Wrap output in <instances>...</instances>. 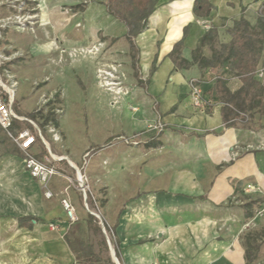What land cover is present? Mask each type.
<instances>
[{"label":"rangeland","instance_id":"rangeland-1","mask_svg":"<svg viewBox=\"0 0 264 264\" xmlns=\"http://www.w3.org/2000/svg\"><path fill=\"white\" fill-rule=\"evenodd\" d=\"M101 1L103 0H0V96L6 98L7 93H11L13 110L27 118L30 117L28 114L32 115V118H29L30 129L34 133L36 129L40 130L42 138H37L36 142L38 147L44 145L47 149L45 156L62 157L60 166L73 180L72 187L77 194L79 209L85 214L90 211L99 216L98 218L93 215L101 227V233L95 232L93 227L86 226L84 222L80 223L78 211L75 212L76 220L72 222L68 220V223L71 226L76 223L81 225L77 232L84 244L104 256L107 251L103 241L112 255L108 241L114 250L115 239L114 233L107 231L105 227L103 232L100 224L109 182L112 179L118 180V176L123 179L125 177V180L121 181L122 185L132 188L136 180L137 193L144 194L147 191L162 189L161 187L166 184L164 180L166 178L170 182L168 188L171 189L172 179L177 171H180L177 167L169 165L177 157L176 152L170 149V146H176L177 141L168 138L164 144L162 142L164 137L160 133L168 128L172 131H183L189 127L173 125L172 128V125L155 118L145 121L142 129H135L131 133L124 131L130 120L120 114L124 113V110L135 114L138 110L136 105L124 102L135 96V92L141 94L142 89L133 79L131 60L125 48L121 46V36L116 33L108 34L116 30L109 29L110 25L104 19ZM261 10L264 11V3L256 9H245L244 14L253 22ZM197 21L205 27V23L200 22L201 19ZM221 22H224L223 18ZM228 39V30L224 28L220 40ZM110 64L118 65L114 74L117 76L115 80L119 81L122 88L119 94L103 87L98 74L99 69ZM262 65L264 50L262 63L258 67ZM144 79L148 80L149 76L145 75ZM191 79H201L202 91L207 88L204 83L213 80L203 76L190 78L187 84ZM256 79L261 80L257 76ZM228 81L227 85L235 90L239 83L237 78L230 73ZM204 99L207 101L204 108H195L189 102L190 106L196 111H205L208 106L216 103L221 106L219 101L213 103V99L208 100L205 97ZM239 116L254 125L264 123V115L255 111L239 112ZM156 123L163 124L162 130L148 127ZM113 135L116 136L104 145L105 139ZM257 135L256 133L254 137ZM152 136L159 137L162 146L148 148L147 143ZM261 143L264 144V141L259 142L258 146ZM115 145L131 151H140L146 160L137 167H129L127 161L123 160L119 167L121 171L118 170V164L110 163L105 168L104 175H101L102 180H96L94 175L92 178L88 172L89 162L102 150ZM99 146L102 147L98 150ZM249 146L243 143L238 144L232 151L227 148L226 160L213 167L207 165L201 168V193H207L211 186L210 181L216 180L230 169L234 159L244 156L247 152L245 149H251ZM260 149L264 150V145H261ZM9 151L21 153V157L17 156V166L22 169L24 175L29 176L23 167V153L0 128V159L7 156ZM68 159L72 160L76 167L70 166ZM77 170L86 178L85 199L88 209L75 181ZM181 170L191 171L192 168ZM262 172L255 164L249 174L240 179L226 178L232 192L220 201H206L200 204L199 208L202 211L208 213L211 209L213 213L211 216L202 215L190 222L191 239L190 242H186L188 248L185 247L188 254L191 252L210 256L216 251L214 255L218 258L226 255L232 257V261L227 260L221 264H264ZM149 181L152 182V188ZM249 186L251 188H248ZM112 187L118 191L119 183H111L110 188ZM41 194L46 198L43 187ZM63 198L77 210L70 198L67 196ZM63 198L60 199L62 207ZM173 258L170 255L169 262L173 261ZM200 264L206 263L202 260Z\"/></svg>","mask_w":264,"mask_h":264},{"label":"crops","instance_id":"crops-1","mask_svg":"<svg viewBox=\"0 0 264 264\" xmlns=\"http://www.w3.org/2000/svg\"><path fill=\"white\" fill-rule=\"evenodd\" d=\"M208 1L212 8L207 16L200 17L193 13L194 0H159L148 19L147 27L135 38L139 49V73L142 81L139 82L134 74L133 79L142 90L141 94L135 92V96L124 102L138 107L135 114L129 110H124L125 112L120 114L130 120L124 131L131 133L135 129H142L145 121L155 118L172 125V128L173 125H184L189 129H183L185 131L183 132L168 128L160 133L164 137L162 139L164 144L168 138L177 141L176 146L169 145L177 155L169 165L180 170L172 179L171 189L168 188L170 182L166 178L165 188L161 187L162 189L147 191L144 194L137 193L136 180L132 188L122 185L121 181L123 182L125 177L123 179L118 176V180L112 179L109 182L100 224L103 228L105 224L114 233L119 264H200L202 260L206 264H221L227 260L232 261V257L227 255L218 258L214 255L216 251L210 256L191 252L188 254L186 242H190L191 239L190 222L202 215H212L211 209L206 213L199 208L201 203L220 201L232 192L226 178L240 179L249 174L255 164L263 171L264 178V150L260 149L264 144L258 146L259 142L264 141V128L250 131L246 128L225 126L221 106L216 103L219 100L212 88L214 80L204 83L207 88H204L203 92L206 99H213L212 102L216 104L208 106L205 111L193 109L189 103L187 81L203 76L211 80L212 77L208 71L202 74L196 66L178 70L174 68L168 56L173 44L181 39L184 26L189 24L183 40L182 54L185 58H190V51L207 30L206 26L217 27L221 38L224 28L230 27L232 21L238 18L242 7L256 9L264 3V0ZM100 3L104 19L110 25L109 29L116 30L108 34L120 35L121 46L129 55V43L124 36V26L112 15L107 14L103 1ZM197 19H201L200 22L203 21L206 28L202 27ZM129 58L131 60L130 55ZM153 64L155 68L152 71ZM145 75L149 76L148 80L144 79ZM239 85L240 82L235 88ZM256 133L258 135L254 137ZM114 136L116 135L107 137L104 145ZM156 136H152L148 141V148L162 146L161 139ZM243 143L253 145L249 146L251 149H245L247 152L244 156L234 159L233 166L222 176L210 181L211 186L207 193H201L200 169L207 165L213 167L226 160L227 148L232 151L238 144ZM101 147L99 146L98 150ZM115 147L116 145L102 150L89 162L88 172L92 178L94 175L96 180H102L101 175H104V170L110 163L118 164L120 170L123 160L127 161L129 167H137L146 160L140 151ZM170 149L168 147L167 151ZM31 150L35 154L40 152L37 142L32 145ZM7 154L0 159V264H87L76 259L75 253L65 239L72 226L68 223L60 199L65 196L71 199L77 209L75 212L78 211L80 223H85L87 214L91 212L85 214L79 209L77 194L72 187L73 182H69L68 175L60 166L62 159L55 162L59 174L49 182L52 197L43 198L41 185L30 175H24L22 169L17 166L18 155L8 152ZM68 164L76 167L70 159ZM185 168L192 170H181ZM115 182L119 183L118 191L114 190V187L110 188L111 183ZM149 186H152L151 181ZM23 216L34 217L28 222L30 226L19 224L18 218ZM50 223L56 227L52 228ZM209 248L211 249L210 246ZM170 255L174 257L171 262Z\"/></svg>","mask_w":264,"mask_h":264},{"label":"trees","instance_id":"trees-1","mask_svg":"<svg viewBox=\"0 0 264 264\" xmlns=\"http://www.w3.org/2000/svg\"><path fill=\"white\" fill-rule=\"evenodd\" d=\"M158 2L159 0H103L107 14L112 15L124 26V36L129 43L133 74L139 82L142 81V78L139 73V49L135 38L147 27L148 19ZM211 8L212 5L208 0H194L192 10L196 16L204 17L209 14ZM244 11L245 7H242L238 18L234 19L231 26L227 28L229 33L227 41H221L217 27L210 25L190 51V58H185L182 54L183 40L187 35L189 24L184 26L181 39L173 44L168 56L174 68L178 70L196 66L202 74L206 71L210 73L214 80L212 88L221 103L222 121L225 126L257 131L264 128V123L254 125L251 122H246L243 117L239 116V112L251 113L255 111L264 115V77L258 80L255 75L259 64L262 63L264 50V11H259L253 22L245 16ZM154 68L153 64L151 70L153 71ZM230 73L240 82L239 87L235 90H231L227 85ZM2 97L5 98V96ZM28 116H30L28 119L32 118L31 114ZM24 125L31 128L28 121L14 120L10 131L16 134L26 127ZM37 138L39 139V137ZM8 153L13 154L14 152L9 151ZM46 154L47 149L44 145H40V152L36 155L42 157ZM17 155L21 157V153ZM31 218L34 217H19V224L30 226L28 222ZM85 224L88 227H93L95 232L101 233V227L92 214H87ZM80 226L78 223L73 224L65 235L76 259L87 264H115L104 241L103 244L107 251L104 256L84 244L77 232ZM104 227L109 231L105 224ZM113 245L115 255L118 257L115 241H113Z\"/></svg>","mask_w":264,"mask_h":264},{"label":"built area","instance_id":"built-area-1","mask_svg":"<svg viewBox=\"0 0 264 264\" xmlns=\"http://www.w3.org/2000/svg\"><path fill=\"white\" fill-rule=\"evenodd\" d=\"M206 27L207 29L209 28L208 26ZM117 67V64H110V66L98 70L99 77H101L102 86L109 91H113L115 94H119L122 91L119 81L115 80L117 76H115L114 73L117 71ZM255 75L261 79L264 77V65H262L260 68H257ZM201 82V79H191L188 82L189 99L191 104L195 108H204L207 103L203 96V91L200 84ZM14 120L28 122L30 121V119H28L27 117L20 115L13 110L12 95L11 93H7L6 98L0 96V128L23 153L24 169L44 188L45 197L51 198L52 192L49 190V182L54 176L59 174L55 162L62 159V157H54L52 155L51 158H48V156L45 155L43 157H38L34 152H32L31 148L32 145L37 141V137L42 138L40 130L36 129V132L34 133L28 127H24L16 134H14L10 131L11 124ZM162 126V123L148 125L149 128L157 130H162ZM68 180L69 182H73V180L69 177ZM75 181L77 182L79 191L84 196V204L88 209L85 199L87 192V186L85 185L86 178L78 170ZM248 188H251V186H249ZM61 203L66 212L67 219L71 222L75 221L76 216L73 205L65 198L62 199ZM93 214L99 218L97 214ZM49 225L52 228L56 227L55 224L52 223H50Z\"/></svg>","mask_w":264,"mask_h":264},{"label":"water","instance_id":"water-1","mask_svg":"<svg viewBox=\"0 0 264 264\" xmlns=\"http://www.w3.org/2000/svg\"><path fill=\"white\" fill-rule=\"evenodd\" d=\"M91 214H93V213H91ZM94 215V214H93ZM102 231L104 232V228L102 227ZM107 241H108V239H107ZM108 245H109V247H110V250H111V256H112V259H113V261H114V263L115 264H119L118 263V260H117V258H116V256H115V253H114V250H113V248L110 246V244H109V241H108Z\"/></svg>","mask_w":264,"mask_h":264}]
</instances>
